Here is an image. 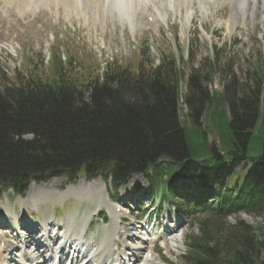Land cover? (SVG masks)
Returning a JSON list of instances; mask_svg holds the SVG:
<instances>
[{
    "label": "trees",
    "instance_id": "trees-1",
    "mask_svg": "<svg viewBox=\"0 0 264 264\" xmlns=\"http://www.w3.org/2000/svg\"><path fill=\"white\" fill-rule=\"evenodd\" d=\"M69 66L53 58L48 80L26 75L18 86L0 89V197L9 190L25 195L31 181L64 176L72 182L81 174L111 180L115 192L143 174L151 193L160 183L166 193L180 174L201 194L190 209L210 217L201 235L190 237L186 264H257L264 255V226L257 234L245 220L223 223L241 213L264 219V136L262 153H252L264 110V72L256 70L243 82L232 76L215 96L192 76L184 99L188 127L166 61L149 75L111 69L101 78L91 73L83 83L68 79ZM210 107L211 118L222 112L225 131L218 119L201 126ZM246 163L252 166L243 183L232 181ZM213 187L218 193L206 201L204 192L211 194Z\"/></svg>",
    "mask_w": 264,
    "mask_h": 264
},
{
    "label": "rangeland",
    "instance_id": "rangeland-1",
    "mask_svg": "<svg viewBox=\"0 0 264 264\" xmlns=\"http://www.w3.org/2000/svg\"><path fill=\"white\" fill-rule=\"evenodd\" d=\"M18 1L5 0L3 2L0 0V85L17 84L16 76L23 79V76L26 75H36L42 80H48L53 65V56H56L57 62L62 63V60L71 62L72 71L68 79L71 81L75 78L81 83L87 82V76L91 73L93 78H101L103 73L110 72L111 69L117 70L120 67H127L134 73L138 68L143 67L146 74L149 75L155 67L168 58L173 63L171 65L172 72L178 74L181 117L185 120L189 115V108L185 107L183 100L189 92L191 75L197 78L195 83H201L203 88L213 95L225 89L230 81V76H236L243 82L254 76L252 73L256 70L264 72L263 0H259L258 5H253L252 0H244L247 9L249 8V12L247 11L246 14H250L246 20V18L242 19L236 11L235 14L241 20H238L236 25L231 24L232 21L229 20V25L232 28H229L228 25L225 27V20L218 12L219 9L213 12V7L210 9L208 6L199 7L197 0H172L173 2L158 0V2H163L162 7L164 8L168 5L171 6V3L179 4V6L173 5V11L167 10V14L165 11L161 12L162 23L161 25L157 24L158 27L160 26L159 29L157 26L153 27L155 30L158 29V34L146 31L145 28L142 29L145 24L137 26L138 28L133 27L135 23L133 20V26L131 25L133 28L127 25L121 19L124 16L120 14L121 17L117 16L116 8H113L114 11L111 12L105 0H77L75 8L70 6V4L74 6L75 0H72V3L70 0L63 1L69 8H64L62 4L56 3L47 5L45 8L39 7L50 0H43L37 6L31 5L28 0L19 1L21 4ZM36 1L39 0L33 2ZM146 1L131 0L129 10L133 12L130 15L129 11L126 20L145 21L146 14L143 15V19L139 18L144 11L148 10V13L152 14L156 12L155 8H157V12H159L161 6L156 0L153 9L147 8L146 5L142 6ZM223 1L225 5L233 6L230 0ZM220 4L218 2L217 6ZM21 6H24L28 12L24 17L16 12ZM185 6H188V9ZM230 6L223 8L222 16L226 15L225 9H227L228 14H231L232 17L236 8L235 10L232 8L231 13ZM155 18H158L157 22H160L157 13ZM133 29L136 30L133 32ZM187 51L191 54L189 60L184 61L183 56ZM215 85L218 86V91H216ZM224 110L229 115L228 109ZM211 111L213 109L210 107L205 112L200 120L201 126L207 128V124H218L219 121V125L225 131L226 120L222 118V112L217 111V121L215 117L211 118ZM259 136H264V111H262L255 130V138L252 143L253 154L262 153ZM208 141L213 143L212 135L208 136ZM208 153L212 154V151L208 150ZM246 170L247 168L244 167L238 169V176L242 177L241 184ZM167 173L168 170H165L163 180H166V176L167 181L169 180ZM236 177L237 174L233 178ZM96 180L103 181L100 177ZM131 180L132 186L120 188L117 194L112 190L111 182L103 181V184L94 182V180L92 182L85 175H80L72 182L64 176L53 177L48 181H32L23 196H19L13 191L5 192L0 198V239L9 235L8 238H5V242L10 245V250L17 256L24 253L33 255L36 247L33 242L28 248L21 244V239L26 236L27 232L24 228H36V236L41 237L43 227L47 226L49 233H53L60 240L70 237L72 241L77 239L82 242L88 254L92 249L96 248L97 250L104 242L107 244V250H104L105 256L111 257V252H113V257L119 260L117 263H120L123 249L126 247L125 236L121 239V246L117 250L113 242L115 235L113 233L116 231L114 217L110 212H113L114 209L111 205L116 206L125 201L129 205L124 208L126 214H123L128 218L127 224L132 221L128 215L129 212L135 216L151 211L158 214V221L156 217L152 218L153 224H158L156 229H152L149 225L139 226L140 238L131 244L137 247L144 246V249L149 248L155 244V235L159 234L162 243L156 247V255L160 256V260H156V264H185L183 256L189 237L200 236L204 223L210 222L209 216L202 221L200 216H192L191 211L184 210L185 212H182L181 205L179 206L182 201H197V196L191 198L182 191V186H191L192 182L177 174L170 187L171 192H175L176 200L171 203L169 202L171 201L170 195L160 190V188H164L161 183L154 189L161 200L153 201L148 197L147 201H143L141 196L131 199L133 188L139 187L144 193H149L146 192L149 183L143 175L135 174L129 179V182ZM70 186H77L78 193L85 189L84 196L89 199L92 197L94 201L82 200L77 197L64 199V196H58ZM31 187L33 195L28 198ZM182 195L186 198L181 197ZM164 197L166 201L162 200ZM28 201L31 203L27 205ZM183 208L188 209L187 205H184ZM100 209H102L101 212H99ZM244 214L229 217L223 224L229 226L238 220H246L254 226L258 234V228L264 226V219ZM85 217L91 220L88 225L83 223ZM34 218L37 221L31 224V220ZM17 220H19V224ZM169 223H172V226L169 227ZM174 224L176 225L174 226ZM179 224L182 225V228L171 237L161 236L160 226H163L164 229L168 227L176 230ZM69 225L72 227L69 232L71 235L68 236L65 227L69 229ZM83 229L84 231H82ZM167 238H169L168 241L171 238L174 243L171 240L165 243ZM150 250L148 249L147 257H150L151 264H154V259L157 256L153 255ZM262 260H264V255L258 259L257 264H261Z\"/></svg>",
    "mask_w": 264,
    "mask_h": 264
},
{
    "label": "bare ground",
    "instance_id": "bare-ground-1",
    "mask_svg": "<svg viewBox=\"0 0 264 264\" xmlns=\"http://www.w3.org/2000/svg\"><path fill=\"white\" fill-rule=\"evenodd\" d=\"M10 1H14V0H10ZM20 2H21V0H19ZM18 1V3L19 4H21L20 2ZM71 1V3H72V0H70ZM131 1V0H130ZM129 1V2H130ZM139 1V0H138ZM172 1V0H171ZM3 2H5V0H3ZM135 2V1H134ZM165 2V1H164ZM167 2V1H166ZM173 2V1H172ZM230 2H232L233 3V9L235 10V8H236V10L233 12V15H232V17H231V24L233 23V24H237L238 23V20H241L240 19V17L239 16H237L236 14H235V12L236 11H238L237 13H238V15H240V12H241V9L243 8V7H247V5L245 4V1L244 0H240V2H239V0H230ZM39 3V2H38ZM38 3H36V4H33V3H31L30 2V4L31 5H33V6H37V4ZM69 3V2H68ZM67 3V4H68ZM135 3H137V1L135 2ZM144 3H146V2H144ZM144 3L142 4V6L144 5ZM249 3V2H248ZM263 4H264V0H263ZM66 5V4H65ZM131 5V4H130ZM134 5V4H133ZM234 5H236V7H234ZM250 5H252V4H250ZM258 5V4H257ZM70 6L72 7L73 5L72 4H70ZM261 6V5H260ZM132 7V6H131ZM137 7V6H136ZM140 7V6H139ZM249 7V6H248ZM259 7V6H258ZM263 7H264V5H263ZM139 9V8H138ZM147 9V8H146ZM20 10V11H19ZM17 9L16 10V12L20 15V16H22V17H24L25 15H26V13H28L27 11H26V9H25V7L24 6H21L20 7V9ZM260 10V9H259ZM130 11V10H129ZM135 11V10H134ZM141 11V10H140ZM139 11V12H140ZM151 11H153V10H151ZM132 12L133 11H130V15L132 14ZM138 12V13H139ZM249 12V11H248ZM252 12V11H251ZM144 14H146L145 15V21H147L146 20V18H147V16H148V10H146V11H144L142 14H141V16H139V18H141V19H143V15ZM247 15V14H246ZM128 17L127 16H124V19H127ZM158 19V18H157ZM157 19L155 18V24H153L154 26L153 27H158V25L157 24H159L160 22H157ZM132 20L135 22L134 23V26L132 25ZM128 21H130V23H131V25L133 26V27H137V26H139V25H143V24H145V21H143V20H138V19H129ZM243 23H244V21H243ZM134 180V179H133ZM94 182H101L102 183V181L101 180H96V181H94ZM88 183V182H87ZM103 184V183H102ZM132 180L127 184V186H125V188L126 187H131L132 186ZM88 185H89V183H88ZM87 184H86V186H88ZM50 186V185H49ZM128 190V189H127ZM86 193V190L85 189H83V190H81L79 193H78V191H77V186H70V187H68V189L67 190H65L62 194H60V195H58V196H64V199H66V198H69V197H77V198H79V199H82V200H85V199H88V200H92V201H94L93 199H92V197H90V199L89 198H87L86 196H84V194ZM57 194H59L58 192H57ZM31 195H33V190H32V187H31V190L29 191V196H28V198H31ZM61 197V198H62ZM109 200V199H108ZM31 203V201H28L27 202V205L28 204H30ZM34 203H35V201H34ZM112 206V205H111ZM114 208V207H113ZM123 214H126V211L125 212H123ZM72 215V214H71ZM116 217L117 218H119L120 217V215H116ZM124 217V216H123ZM88 217H85L84 218V221H83V223L86 225L87 224V222H88ZM3 221H4V219H3ZM139 224H141V223H139ZM71 225H69V229H68V227H66L65 228V230H66V232H67V235L69 236V232H70V229H71ZM126 227V229L128 230V232L130 231H132L133 233H135L136 231V229L138 230L139 229V227H138V225H126L125 226ZM130 227H131V230H130ZM134 227V228H133ZM182 228V226L179 228V229H181ZM82 231H84V229L82 230ZM179 231V230H178ZM177 231V232H178ZM128 232H122V235H124L125 236V244L128 246V244H130L131 242H136L137 241V239H138V237H136V235H128ZM176 232V230H173V229H166L165 230V236H167V235H173L174 233ZM27 235H26V238H24L23 240L21 239V244L22 245H25V246H28V245H31L32 244V242L34 241L33 240V237L32 236H34V234H33V232L30 230V231H27ZM43 233H45V232H43ZM24 235V234H23ZM43 235H45L46 236V239H45V241H43V240H38V239H36V241H34L35 243H36V246H37V251L36 252H34L33 254H35V255H37V256H39L40 258L42 257H45V258H48V250H49V248H51L52 246H56V245H58V247L56 248L57 250L56 251H58V252H55V254L53 255V256H50L49 258H57V257H59V262L62 260V262H64V261H66V264H76V263H78V262H80L79 264H89V263H91V260H89L85 255H83L82 254V251L80 250V249H83V247L81 246V245H79V246H77L78 245V242H80L79 240H71L72 238H70V237H68L67 239H65V238H63L62 239V241H59V239L57 238V236L56 235H53V234H51V233H46V234H43ZM141 236V235H140ZM146 238V237H145ZM1 241H0V264H4V262H6L7 261V259L9 258V259H13L14 260V262H16L15 264H24L25 262L26 263H30V262H35L36 261V257L35 256H30V255H28V254H25L24 256H23V258H20V259H18L17 257H15L14 258V254L13 253H10V251H9V247H8V244H6L5 245V247H2L1 246V243L3 242V240L5 241V238L3 237V238H1L0 239ZM171 242H172V240H171ZM172 243H174V242H172ZM138 247H140V249H134V248H124V251H123V253H122V255H121V257H120V259L121 260H124L123 258H124V256H125V253L126 252H128L129 253V257H131L134 261H135V264H151V262H150V260H149V258L150 257H147V253H148V248H145V249H147V250H143L144 249V246H138ZM77 248V249H76ZM79 250L81 251V252H79ZM44 252L45 254H42V252ZM150 252H152V250H150ZM149 252V253H150ZM153 253V252H152ZM30 257H32V260H30ZM160 257V256H159ZM159 257H156V259H154V264H156V260H160V258ZM8 259V260H9ZM89 260V261H88ZM86 261H88L87 263H86ZM59 262H57L58 264H60ZM102 262V261H101ZM117 263V261H114V263L113 264H116ZM119 264H122V261L119 263Z\"/></svg>",
    "mask_w": 264,
    "mask_h": 264
}]
</instances>
